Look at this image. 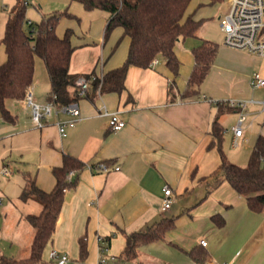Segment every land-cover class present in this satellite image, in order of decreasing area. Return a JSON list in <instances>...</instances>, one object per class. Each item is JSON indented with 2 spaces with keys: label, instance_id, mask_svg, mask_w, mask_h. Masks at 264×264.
Returning <instances> with one entry per match:
<instances>
[{
  "label": "crops",
  "instance_id": "0c3cea01",
  "mask_svg": "<svg viewBox=\"0 0 264 264\" xmlns=\"http://www.w3.org/2000/svg\"><path fill=\"white\" fill-rule=\"evenodd\" d=\"M15 2L5 18L4 32ZM51 3L68 5L67 10L73 14L64 16L69 23L64 31L58 28L62 18L57 26L59 36L67 28L74 31L71 72L104 74L124 63L130 38L123 36V28L118 27L105 40L109 12L87 10L76 0ZM220 4L191 1L186 16L191 14L197 20L203 19V23L197 35L176 44L180 60L177 76L162 56L150 67L131 65L123 91L103 92L94 100L88 96L77 100L81 118L68 126L64 134L59 132L57 122L69 119L68 113L53 112L43 127H36L22 100L6 101L14 120H7L0 111V195L3 197L0 246L5 251L2 254L21 258L30 251L34 228L26 215L39 214L43 206L33 198L21 199L26 176L35 177L39 187L51 190L56 182L53 167L61 165L63 154L69 153L87 166L66 189L53 239L43 254L46 260L51 259L50 251L55 248L68 254L66 264H97L103 253L101 249L106 246L105 254L117 257L108 258L106 264H264V211L251 210L246 198L227 180L216 182L213 173L221 157L216 146L209 147L213 140L212 125L219 115V101L223 99L253 101L245 107L247 119L243 127L244 130L246 126L255 128L254 144L258 136H264V120L254 113V103L259 104L264 98V86L251 85L256 72L264 77V56L219 44L200 91L183 96L195 65L193 48L205 39L210 40L204 36L206 27ZM53 7L45 4L46 12L54 10ZM5 59L6 52L0 64ZM37 67L33 92L38 103L43 104L49 99L51 81L48 75L47 87L39 88L42 80ZM105 110L121 111L126 126L112 130ZM225 111L219 120L234 142L235 123L231 128L225 127ZM233 111L239 117V111ZM100 162L107 163L109 169L91 167ZM116 166L120 168L115 170ZM5 167L9 174L3 172ZM75 178L76 172L72 180ZM165 185L172 187L175 198L167 210L162 209ZM216 214L222 217V225L216 223L213 217ZM164 217H173L174 222L164 240L142 245L136 259L120 260L126 244L125 232L143 230ZM82 236L86 237L88 247L85 259L80 258ZM202 239L208 242L206 246L201 244ZM9 244L12 252L7 250ZM191 251H195L194 256Z\"/></svg>",
  "mask_w": 264,
  "mask_h": 264
},
{
  "label": "trees",
  "instance_id": "16d2710c",
  "mask_svg": "<svg viewBox=\"0 0 264 264\" xmlns=\"http://www.w3.org/2000/svg\"><path fill=\"white\" fill-rule=\"evenodd\" d=\"M87 10L102 9L109 12L104 31L107 40L118 27L123 28V36H129V52L124 63L103 74L102 78H92V73H73L70 70L71 57L75 47L71 38L72 28H67L63 36L57 33V26L63 16L72 17L67 9L45 15L39 23L26 17L27 4L17 0L13 12L6 22L5 32L0 38L6 52V59L0 64V111L7 120H14L6 106L8 99L22 100L30 84L33 83L36 56L43 59L51 81V93L57 95L60 105L78 100L77 79L81 75L90 79V88L84 96L94 100L100 93L125 88V78L131 65L140 67L153 66L159 56L165 59L167 66L175 76L179 74L180 60L175 47L179 40L197 35L203 19L186 16L192 0H76ZM216 4L223 0H208ZM219 43L205 39L193 48L195 65L188 80L183 96H191L200 91L218 54ZM174 82L170 84L173 92ZM50 97V96H49ZM219 115L214 120L211 133L213 140L209 147L216 146L221 157L220 165L213 173L216 182L227 180L233 188L243 195L249 208L264 211V136H258L249 161L240 165L228 159L223 149L225 128L219 116L225 111L235 110L229 105L219 103ZM226 107V108H225ZM87 164L79 157L64 153L61 165L53 167L55 185L51 190L38 186L35 177L26 176L21 192V199L38 200L43 208L39 214L26 215L34 228L30 254L26 257H12L0 253V264H58L55 260H46L43 256L46 246L53 239L57 221L65 200L66 189L76 181ZM76 172V178L68 181L70 171ZM218 225L223 219L218 214L213 216ZM174 226L173 217L162 218L159 222L143 230L125 232L126 244L120 260L136 259L139 248L165 239L166 233ZM110 240V237L107 238ZM80 258L88 254L86 237L80 238ZM192 256L195 251H191ZM204 254V253H203ZM205 256V255H204ZM203 256V257H204Z\"/></svg>",
  "mask_w": 264,
  "mask_h": 264
},
{
  "label": "built area",
  "instance_id": "2783aa9c",
  "mask_svg": "<svg viewBox=\"0 0 264 264\" xmlns=\"http://www.w3.org/2000/svg\"><path fill=\"white\" fill-rule=\"evenodd\" d=\"M30 1L31 0H24V3L28 4ZM220 20L221 28L224 32L225 45L264 56V0H229V9L220 17ZM155 62L156 59L153 63ZM102 76L103 73H94L92 78H102ZM251 85L253 87L264 86V77L256 72L252 76ZM77 86L79 97H83L86 94V91L90 88V79L81 75L77 79ZM56 99L57 95L52 93L45 103H38L33 92V84H30L22 101L25 107L29 109L30 116L36 127H43L46 124L47 117L53 112L57 114L65 112L71 115L69 119L58 120L57 122L59 132L64 134L68 126L81 118V111L77 100L60 105L57 103ZM219 103L229 105L239 111L238 120L235 125L232 126V131L235 136L233 143H236L238 138L243 135V124L247 119L245 107L247 106L248 101L238 98H228L220 100ZM260 103L262 104V110L264 111V98ZM104 112L109 115V126L112 130L118 131L126 126L127 120L121 114V111L109 112L105 110ZM91 167L103 170L109 169V166L105 162H100L96 165L92 164ZM119 168V166H116L115 170H118ZM3 172L5 174L10 173L7 167L4 168ZM74 174V170L68 173V181H72ZM2 199L3 197L0 195V202H2ZM174 199L172 187L165 185L163 188L162 209H169L172 206ZM100 240L104 239L100 238ZM207 243L208 242L205 239L201 240L203 246H206ZM101 250L103 253H101L97 264H106L108 258H110V260H116V255L111 254L107 256L105 254V251L107 250L106 246H103ZM50 258L55 260L58 264H66L69 261L68 254L60 253L55 248L50 251Z\"/></svg>",
  "mask_w": 264,
  "mask_h": 264
},
{
  "label": "rangeland",
  "instance_id": "374dc122",
  "mask_svg": "<svg viewBox=\"0 0 264 264\" xmlns=\"http://www.w3.org/2000/svg\"><path fill=\"white\" fill-rule=\"evenodd\" d=\"M16 0H0V38L4 35V23L5 18L9 14V11H11V6ZM51 1H59V0H31L26 7V17L30 19L31 21H34L35 23H39L43 19V15H47L50 12L53 11H59L63 12L66 9H68V5H60L59 3H51ZM16 3V2H15ZM45 4L48 6L51 4L55 8L52 11H47L45 8ZM55 4V5H54ZM56 6V7H55ZM229 9V0H223L221 4L217 7V13L211 18V20L208 22V26L206 27L205 37L214 40L218 42L219 44H224V32L221 28V20L219 18V15L222 16L224 13H226ZM64 16L62 17V20L58 26V28L63 31L65 30L66 26H68L69 23L65 22ZM72 22V21H71ZM62 31V32H63ZM65 34V33H64ZM5 55L3 44L0 45V60H2V57ZM37 61L39 63V67H37V73L38 76L41 78V85H38L39 88L45 89L48 85V74L47 70L44 64V61L42 58H37ZM37 79V77H36ZM259 98H262L260 96H257ZM248 101L247 105L250 102H253L249 99H244ZM259 103V102H258ZM256 111L254 113H258L261 117V121L264 120V111L262 110V104H255ZM249 110V109H248ZM247 113V112H246ZM254 113H250L253 114ZM249 114V112H248ZM226 116V123L225 127L231 128V126L236 123L238 119L237 112L233 110H226L225 111ZM245 133L244 136L240 139V141H237L236 143L232 142V135L229 134L227 131L224 133V141H223V149L225 153L228 156V159L232 162H237V164H247L249 161L250 154L252 153L253 146H254V140H255V128L251 129L249 126L245 127ZM241 161L242 163H238ZM2 202H0V205ZM9 248L7 249L8 252H12V247L10 244L8 245ZM26 255L30 254V251H28ZM0 253H5L4 248L0 246ZM11 254V253H10Z\"/></svg>",
  "mask_w": 264,
  "mask_h": 264
}]
</instances>
